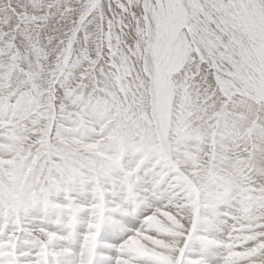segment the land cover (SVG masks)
I'll list each match as a JSON object with an SVG mask.
<instances>
[{
	"label": "snow or ice",
	"instance_id": "6c2138e0",
	"mask_svg": "<svg viewBox=\"0 0 264 264\" xmlns=\"http://www.w3.org/2000/svg\"><path fill=\"white\" fill-rule=\"evenodd\" d=\"M0 264H264V0H0Z\"/></svg>",
	"mask_w": 264,
	"mask_h": 264
}]
</instances>
